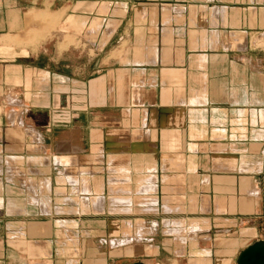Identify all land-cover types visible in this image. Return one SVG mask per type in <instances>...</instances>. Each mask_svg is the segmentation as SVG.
Instances as JSON below:
<instances>
[{"label":"crops","instance_id":"0c3cea01","mask_svg":"<svg viewBox=\"0 0 264 264\" xmlns=\"http://www.w3.org/2000/svg\"><path fill=\"white\" fill-rule=\"evenodd\" d=\"M220 232L264 240V0H0V264Z\"/></svg>","mask_w":264,"mask_h":264},{"label":"rangeland","instance_id":"374dc122","mask_svg":"<svg viewBox=\"0 0 264 264\" xmlns=\"http://www.w3.org/2000/svg\"><path fill=\"white\" fill-rule=\"evenodd\" d=\"M183 237L181 235V254H185V250H183ZM190 239L194 242L190 244L191 256H188L189 260L187 259V264H237L236 258L238 257L239 251H229L227 249V243L225 242V235L223 233H215L212 235V240L205 242H198V234L194 237L190 236ZM194 247L195 249H193Z\"/></svg>","mask_w":264,"mask_h":264},{"label":"water","instance_id":"95a60500","mask_svg":"<svg viewBox=\"0 0 264 264\" xmlns=\"http://www.w3.org/2000/svg\"><path fill=\"white\" fill-rule=\"evenodd\" d=\"M237 264H264V240H258L244 248L238 255Z\"/></svg>","mask_w":264,"mask_h":264}]
</instances>
